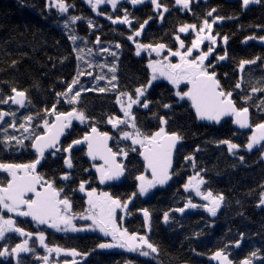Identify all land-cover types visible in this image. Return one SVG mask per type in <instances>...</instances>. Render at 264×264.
<instances>
[{
	"label": "trees",
	"instance_id": "trees-1",
	"mask_svg": "<svg viewBox=\"0 0 264 264\" xmlns=\"http://www.w3.org/2000/svg\"><path fill=\"white\" fill-rule=\"evenodd\" d=\"M53 2L54 0H0V100L11 97L13 88L24 92L31 108L27 106L28 109L24 112L6 108V112L15 113L16 122L12 124L17 129L16 135H19L20 124H26L25 117H32L29 124L33 129L30 140L25 139L22 145L18 144L19 147L10 142L3 145L6 148L3 157L8 158L3 161L18 164L33 162L36 157L30 151L29 143L43 133L38 123L44 119L51 123L56 114L67 113L75 108L78 112H83L86 119L72 124V130L61 149L74 140L81 139L88 130L95 127L111 134L112 151L126 157V174L119 186H100L93 171L95 164L85 160L83 150L71 153L69 158L72 168L65 165L66 157L63 153L47 156L38 174L44 181L52 182L56 189H63L60 193L62 199H69L71 213L77 216L73 224L84 230L74 233L44 230L24 217H18L15 226L32 233L29 242L34 254L31 257L23 254H16L14 258L10 255L0 257V264H44L41 258L47 252L35 237L41 232L48 247H60L64 250L63 254L52 256L49 264L71 261L78 264H219L212 256L221 250L228 255L232 264H241L254 251L257 256L252 258V264H264V204L260 203L261 194L264 193V147L254 146L249 151L246 145L251 134L239 133L230 121L222 122L219 127L198 124L187 99H179L175 89L167 81H152L141 98V101H148V107H143L142 103L133 105L132 113L136 128L144 135L150 136L157 132L161 127L160 117H164L167 121L163 126L165 131L182 137L183 143L175 154L172 183L165 190L156 189L148 198L137 197L126 211L125 217L120 219L119 215L117 219L121 230L145 236L158 251L151 253L144 248L150 255L142 256L139 251H129L127 248H100V244H110L112 241L100 235L95 227L91 230L88 220L79 219V214L87 215L83 210L84 198L79 190L81 182L85 183L88 190L100 187L116 198L122 199L125 196L128 199L135 193L136 177L146 175L137 157L139 149L130 140L122 139L123 132L135 130L127 124L113 128L108 120L111 117L126 119L116 98L125 92L135 98V89L148 85L152 76L149 62L160 60L176 64L179 57L171 56L169 52H185L191 47L196 32L191 30L192 33L189 31L186 35H180L178 29L181 26L194 24L199 28L205 19L209 23L216 20L213 35L220 38L221 45L227 36L228 46L226 50H217L213 56L208 57L205 65L209 66V72L214 71L216 78L226 88L225 91L233 93L236 92L237 76L244 74L239 68L240 61L255 60L253 64L261 68L252 69L251 75L256 78V82H249L252 87L260 86L264 80V50L251 41L246 45L244 43L250 40L249 37H256V34L261 33L256 40L264 34V0L251 9L243 8V0H198L197 3L196 0H189L188 9L174 7L175 0H160L162 11H154L151 0H148L139 8H124L128 18H133L129 26L112 23L113 19L120 18V9L115 11L106 6L94 14L83 0H64L70 7L67 12L61 13L58 8L49 6ZM164 6L168 11H164ZM213 9L216 11L208 16L207 13ZM71 17L80 19L73 21ZM146 20L148 23L141 29L140 25ZM89 21L92 27H89ZM138 30L141 32L140 37L133 36V40H129L128 36ZM73 34L80 37V44L75 45L69 39ZM177 36L184 41V48H180L176 40L174 42ZM137 43L152 47L164 44L165 48L160 51L159 56L151 48L144 50L147 54L137 55ZM117 44L120 45L119 48L116 47ZM77 52L80 53L79 56L85 53L84 65L77 59ZM225 54V62H220L218 57ZM196 56L193 53L190 59ZM113 68L115 72L112 77L115 76V80L109 77ZM225 75L226 79L223 81ZM97 76H103L104 79L97 80ZM74 78H78L79 82L72 86L68 96L58 95L68 92V86ZM100 88L108 90L100 92ZM186 90V86L182 85L178 92ZM76 92L80 93L77 102L65 104ZM234 95L233 100L236 102L240 96ZM246 98L247 95H242L240 99L246 104ZM122 99L126 105L127 97ZM165 104L169 107L165 108ZM262 110L264 112V106ZM252 120L264 123V117ZM6 123L10 125L11 122L6 120L4 129L7 130ZM6 135L11 137L13 131L10 130ZM225 140L238 145L233 153L228 151L227 144L221 143ZM133 148L136 151H132ZM121 149L127 152L126 156ZM65 174L69 179H62ZM197 174L198 179L204 180L200 185L202 193L210 191L214 196H223L215 216L201 208L176 211L184 208L189 201L199 203V198L192 194V190L184 189L189 177ZM145 209L149 212L147 226L143 215ZM165 212L169 215L167 222L164 220ZM236 241H240L238 246ZM21 242L22 239L17 234H13V238L12 235L7 236L0 242V250L7 246L14 248ZM73 249L79 253L74 259L64 254Z\"/></svg>",
	"mask_w": 264,
	"mask_h": 264
},
{
	"label": "snow or ice",
	"instance_id": "snow-or-ice-1",
	"mask_svg": "<svg viewBox=\"0 0 264 264\" xmlns=\"http://www.w3.org/2000/svg\"><path fill=\"white\" fill-rule=\"evenodd\" d=\"M133 5L143 3V0H130ZM261 0H243V6L247 7L249 4L260 3ZM90 6L93 11H96L97 6L102 3H110L113 9L117 6V0H89ZM151 3L154 6V9H159L162 5L158 2V0H151ZM176 5L181 6L182 9L189 8V0H175ZM50 7H56L61 13L67 12L70 5L64 3V0H54L53 3L49 5ZM164 11H168V8L164 6ZM216 10L213 9L211 12H208L207 15L211 16L212 12ZM163 16V13H160ZM71 20H79L80 17H71ZM220 19V18H217ZM123 23L129 24L130 20L128 18L127 12L122 19H113L112 23ZM146 20L144 24L140 25V28L143 29L144 25L147 24ZM216 23V20H213L211 23L207 19L204 20L203 24L197 28V25L194 24H185L181 26L178 31L187 33L189 30L196 32V38L192 41L191 47L187 48V51L180 52L174 51L169 52V55L179 57V63H164L163 61L157 60L154 62H149L148 67L152 71L151 79L148 81V85L141 86L135 89V98L129 95L128 93H121L117 96L116 102L121 105V111L124 113V117L126 119H118L116 117H111L108 120V123L112 125L113 128H117L121 124H127L129 127L133 128L134 132H123L122 139L131 140L133 145L139 144L142 151H140V155L144 158L145 167L151 169L152 171V180H146L144 176H137L136 179L140 181L138 186L139 195L143 196L147 193L149 188L155 186L156 184H164L167 180L170 179L168 169L171 167L172 163V152L176 147L178 141L182 139V137L177 133H167L165 128L163 127L167 121L164 117H160V129L157 132L152 133L150 136L144 135L136 128L135 117L132 113L133 105L141 104L142 106L147 108L148 101H141V98L144 96L147 88L151 86L152 81L156 80L158 76L164 77L171 83L176 86L181 81H186L188 85H190L187 92H177L176 95L180 96L181 99L187 98L191 101L192 107L196 111V115L199 119H206L209 121L219 122L221 117L231 115L235 119L233 123L239 125L240 128L250 127L249 124V109L247 107L242 109H237L233 100L231 99L232 93H225L224 90L220 87L219 81L216 79V73L209 72L208 67L205 65V60L208 59V56L212 53L213 47H209L207 52H200V54L194 58L193 56L194 50H199L200 45L204 41H209L212 46L216 45L217 38L214 35H211L213 24ZM67 27V24L65 25ZM89 27H92L91 21H89ZM208 34H205V33ZM140 31H136L133 35L128 36L129 40H133V36H139ZM69 39L75 41L77 37L75 35H70ZM180 48H184V41L180 40L179 36L176 37ZM248 39H255V37H249ZM264 40V37L260 38ZM228 37H224V41L227 42ZM99 41V38H97ZM117 48L120 47L119 44L116 45ZM137 52L136 54H140L141 49L151 48L152 51L156 52L159 56L160 51L165 48L164 44H158L155 47L151 45H143L136 44ZM83 51L82 49L80 50ZM103 51L107 52L108 49H103ZM91 52V50H89ZM115 55V53H112ZM82 56H77V59H82ZM226 58L225 55H221L218 57L219 60H224ZM167 57H165V60ZM259 59V58H257ZM255 60H241L239 63V68L242 71L246 64L255 63ZM113 72L115 68L111 69ZM83 74V73H80ZM91 75V73H88ZM97 80L104 79L103 76H97ZM116 77L113 76L112 80H115ZM78 78H74L72 84L68 86V92L59 93L58 95L68 96V93L72 91V86L77 84ZM111 83V81L109 82ZM115 88V85H112ZM236 88H240L241 84L237 83L235 85ZM106 88H100V92L107 91ZM15 93L14 96L9 97L7 100H0V103L7 104L9 100L13 104H18L23 106L25 102V93L22 91H17L15 88L12 89ZM256 91H264V89H253V92ZM80 93L76 92L74 96L69 97L66 102L67 103H76L77 98ZM127 97V103L125 105L122 97ZM248 97L247 99H250ZM264 103V102H262ZM55 108V106H53ZM165 108H168L169 105L165 104ZM6 115L15 116V113H6L0 112V121L4 119ZM75 118L83 122L86 117L83 112H78L75 108L71 112L68 113H59L56 114L57 123L49 126L48 122L45 121V129L46 132L44 135H38L34 138L32 143V148L35 149L37 153V158L28 164H5L0 163V170L5 171L11 177L8 180L6 186L0 187V210L6 209L9 213H15L17 216L22 217H31V219L40 225H47L49 228L55 229L60 232H78L83 231V228H77L73 224V220L77 218L75 214L71 213L72 205L69 199H59L61 191L63 189H56L52 182L44 181V178L39 175L36 171L37 165L40 164L41 158L44 156L45 150L49 148H54L57 151L70 152L73 145H78L83 142L88 143V156L95 160L98 156L100 159H103L105 162L104 166L98 167L96 170L100 173V182L104 183L105 180H111L114 178H118L123 173V167L121 164L116 162L117 153L112 152L110 148L107 146V141L109 136L107 133H99L95 127L91 129V135L85 136L83 141L74 140L72 144H69L67 148L60 149L57 147L59 136L63 133L64 129L70 126L71 120ZM27 122H31L32 117L28 116L24 118ZM10 127H15V124L10 125ZM20 128L24 129L25 132L28 131V128L25 127V124H20ZM256 129L259 130V135H252L249 137L246 148L251 151L254 146L261 145V142L264 141V123L257 124L255 126ZM5 129V133H6ZM26 138V137H25ZM10 140H16L17 144L22 145L23 140L17 139L12 136H5L4 141H0V143L7 144ZM221 143L227 144L228 151L233 153V150L238 147V145L231 143L227 140L221 141ZM264 147V145H261ZM132 151H136L135 148ZM121 152L126 156L127 152L121 149ZM264 156V153H262ZM186 159H191V157H186ZM241 159H243L241 157ZM65 165L68 168H72V161L70 158H65ZM87 171V170H86ZM62 179H69L68 175L65 174ZM43 181V184H42ZM204 183L202 178L198 179L197 176L189 177L188 183L184 185L185 191H188L190 188L194 189L197 196H201L202 199L208 201L207 205H204L205 210L212 216H215L217 213V209L220 207L221 201L223 200V196H214L212 192L202 193L200 190V185ZM37 185H41L42 190H37ZM79 190L81 192L85 191V183L81 182L79 185ZM29 193L32 194L29 197ZM89 199L88 204L89 208L86 209L87 215L79 214V219L81 220H91L92 225L99 229L100 232L105 235L112 236L113 240L116 241L115 244H100V248H112V247H121L127 248L129 251H139V254L142 256H149L150 252L155 253L158 251L157 247L153 245L145 236H138L137 234H129L128 231L121 230L117 224L115 219V214L117 209H126L128 206V202H121L119 199H113L108 193H100L96 194V190L92 189L87 193ZM136 193H133L135 196ZM131 199V198H130ZM261 204H264V193L261 194ZM195 208L196 204L191 203L189 201L185 204L184 208L176 209V211L184 212L185 208ZM145 225L147 226L149 221V212L148 210H143ZM169 219V215L167 212L164 213V220L167 222ZM17 233L21 237H31L32 233L25 232L20 227L14 226V221L9 219H4L0 216V239L5 238L6 233ZM39 244L45 248V251L48 253L55 252L58 255L64 250L60 247H48L45 243V236L41 232L36 236ZM240 241H236L237 246ZM149 249V251H144L143 249ZM32 249L29 247V240L25 239L22 243L17 244L10 251L8 248H4L0 250V257H7L9 255L15 256L21 252H29ZM66 255L77 256V253L74 249L71 251L65 252ZM257 256V252H252L250 257L243 260L241 264H252V258ZM44 264H49L48 256H43ZM213 260L219 261V264H232V261L229 259L228 255L224 254L223 250L217 251L212 256ZM67 264V262H66ZM72 264H75V261H72Z\"/></svg>",
	"mask_w": 264,
	"mask_h": 264
},
{
	"label": "rangeland",
	"instance_id": "rangeland-1",
	"mask_svg": "<svg viewBox=\"0 0 264 264\" xmlns=\"http://www.w3.org/2000/svg\"><path fill=\"white\" fill-rule=\"evenodd\" d=\"M93 1H95V0H92V2ZM84 2L86 3V5H88V6H90V3L89 2H87V0H84ZM106 4V3H105ZM105 4L104 3H102V4H99L98 6H97V8H98V11L99 10H102L103 8H104V6H105ZM256 5V3H253V4H251L247 9H251L253 6H255ZM91 10H92V8H91ZM97 10V9H96ZM93 11V10H92ZM96 12V11H95ZM70 27H71V25H70ZM88 30H90L89 28H88ZM191 33H192V31L191 30H189ZM141 33V32H140ZM181 34H183V35H186L187 33H183V32H181ZM194 34V33H193ZM206 34H208L207 32H206ZM73 35H75L76 37H77V39L75 40V41H73V43L75 44V45H78V44H80V42H78V41H80V37H78L76 34H73ZM141 35V34H140ZM140 35L139 36H137V37H140ZM211 35H213V32H211ZM180 38V37H179ZM196 38V33L194 34V39ZM177 41V39L175 38L174 39V42H176ZM181 40V39H180ZM97 42V41H96ZM96 42H94V44H96ZM178 42V41H177ZM224 43V42H223ZM223 43H222V45H223ZM221 44V43H220ZM209 45H211L210 43H208L207 42V40L206 41H204L201 45H200V51L198 52V54H200V52H207L208 51V49H207V46H209ZM84 48H85V46H83ZM222 48H223V46H222ZM163 50V49H162ZM161 50V51H162ZM205 50V51H204ZM80 53L79 52H77V56L79 55ZM82 54V59H80V62H81V64H83L84 65V63H86V61L84 62V58L86 57V55H85V53H81ZM83 62V63H82ZM177 64V63H176ZM255 68H257V69H260L261 67L260 66H257L256 64H247V65H245V67H244V69H243V75L242 74H240V76L238 75L237 76V79H236V81H237V83H240L241 84V86H244V87H248V86H250V82H251V84H255V82H256V78H254L252 75H251V72L253 71L252 69H255ZM115 72V71H114ZM114 72H110V75H109V77H112V75H114ZM105 75H107V74H105ZM157 80H162V81H167V83H169L168 82V80L167 79H165L164 77H160V76H158V78H157ZM250 81V82H249ZM182 82H185V81H181L178 85H176V86H174V85H172L171 83V85L173 86V88L175 89V92L177 93L178 91H179V87L180 86H182V85H184V84H182ZM183 90V87H182V89H181V91ZM179 99H181L180 98V96H177ZM185 99H186V97H185ZM65 104H70V103H67V102H65ZM27 106L29 107V108H31V106H30V104H29V102L27 101ZM9 109H11V108H9ZM11 110H14V109H11ZM14 111H17V112H22V111H18V110H14ZM7 113V112H6ZM14 117H15V119H14ZM7 119L11 122L10 123V125L14 122H16V116H12V115H7ZM73 120V122H80V120H77V119H75V118H73L72 119ZM45 121H47L48 122V124L50 125V121L48 120V119H44V121H41V122H39L38 123V125H39V128H42L43 129V132H45L46 131V129H45ZM6 125L8 126V128H7V131H6V133H9L10 132V130L11 131H13V135L12 136H14V137H16L17 139H22V140H24L23 142H25V139H28V141L30 140V138L31 137H29L30 136V134H31V132H32V128H31V124H29V122H26V124H25V127H27L28 128V131L27 132H25L24 131V129H19L18 130V132H19V135H16V128L15 127H10V125H8L7 123H6ZM11 128V129H10ZM9 131V132H8ZM159 131V130H158ZM6 133L4 134V132H3V134H2V139H3V141L5 140V136H6ZM11 136V137H12ZM26 137V138H25ZM15 141L16 140H10V141H8V143L10 142V143H13L14 145H16L17 147H19V145L18 144H15ZM131 141V140H130ZM132 142V141H131ZM3 144H5V143H3ZM30 145H31V143H29V149H30ZM138 149H140L141 147H140V145L139 144H137V145H135ZM95 164V163H94ZM102 165L101 164H95L94 166H93V171H94V173L96 174V180H97V183L100 185V186H103V185H108L107 183H101L100 182V173H98L97 172V168L98 167H101ZM144 177L146 178V180H150V178H149V176L146 174V175H144ZM139 184H140V181H138L137 180V187H136V189H135V193H136V195L135 196H132V198H133V202L136 200V198L137 197H139V198H141V199H145V198H148L149 196H151L153 193H154V191L156 190V187L155 186H153V187H151V188H149V190L147 191V193L145 194V195H143V196H141V195H139V192H138V186H139ZM92 189H95L96 190V194L97 195H99L100 193H105V191H103L102 189H100V187H94V188H92ZM91 189V190H92ZM91 190H88L87 189V187L85 186V191L84 192H81L80 191V195L81 196H83L84 197V209H85V211H86V209H88L89 208V204H88V199H89V197H88V195H87V193L88 192H90ZM189 190H192V194H194V196L196 197V198H199V203L198 204H196L197 205V207H195V208H192V207H189L188 209H197V208H201V209H204V211H206L205 210V208H204V205H207L209 202L208 201H206V200H204V199H202V197L201 196H197L196 195V192H195V190L194 189H192V188H190ZM188 190V191H189ZM106 193H108V192H106ZM110 196H112V198L113 199H116V197L115 196H113L112 194H110V193H108ZM122 201H125L126 199H125V196H123L122 197ZM120 219H123L124 217H125V215H126V211H125V209H121L120 210ZM14 215H16L15 213H14ZM2 216V215H1ZM17 216V215H16ZM115 219H116V224H117V226L119 227V224H118V221H117V219H118V213H116L115 214ZM88 222H90L91 224H89V227H91V230H92V227H94L93 225H92V221L91 220H88ZM14 226H15V224H14ZM16 227V226H15ZM120 228V227H119ZM121 229V228H120ZM96 231L100 234V235H102V236H104L106 239L107 238H109L110 239V241H112V242H115L116 243V241H114L113 240V238L110 236V235H105L104 233H102V232H100L99 231V229H97L96 228ZM70 233H74V232H71V231H69ZM13 234H17V233H14V232H12V233H6L5 234V238L4 239H0V242H3L5 239H6V237L7 236H10V235H12V238H13ZM17 235H19V234H17ZM37 236V235H36ZM35 236V237H36ZM19 238L20 239H22V242H23V240H25V237H21V236H19ZM27 240H29V237H27ZM21 242V243H22ZM112 242H110V244H115V243H112ZM16 246V245H15ZM41 246V245H40ZM29 247L32 249V251H29V252H21V253H18V254H23V255H27L26 257H31V256H33V254H34V249H33V247H32V245L30 244V242H29ZM42 248H44L43 246H41ZM6 248H8V250L10 251L12 248L10 247V246H7ZM116 249H120L121 247H115ZM61 254H63V252H61L59 255H61ZM64 254H65V252H64ZM47 256H48V258H49V260L51 259V257L52 256H55V257H57L58 256V254L57 253H55V252H52V253H48L47 252V254H46ZM66 255V254H65ZM66 256H68V257H72L73 259L76 257H73V256H70V255H66ZM10 257H13L12 255H10ZM14 258V257H13Z\"/></svg>",
	"mask_w": 264,
	"mask_h": 264
},
{
	"label": "water",
	"instance_id": "water-1",
	"mask_svg": "<svg viewBox=\"0 0 264 264\" xmlns=\"http://www.w3.org/2000/svg\"><path fill=\"white\" fill-rule=\"evenodd\" d=\"M125 1H126V0H117V4H119V3H124ZM250 5H251V4H249L247 7H244V9H247ZM207 42L210 43L209 41H207ZM185 85H186V88H187V91H188L190 85H188L186 81H185ZM187 91H186V92H187ZM14 95H15V93L12 92V95H11V96H14ZM25 96H26V95H25ZM7 99H8V98H7ZM7 99H6V100H7ZM187 101H188V103H189V105H190V109H191V112H192L194 118L196 119V121L198 122V124H200V125H202V126H205V127H219L220 124H221L223 121L231 120L234 129L237 130L238 132H240V133L250 132L251 136L254 135V134L259 135V130L256 129L255 127H252V125H251L250 115H249V124H250V127H247V128H240L239 125L233 123V120H234L235 118H234L233 116H231V115H227V116H223V117H221V119H220L219 122H216V121H209V120H206V119H199V118L197 117V115H196V111H195V109H194V108L192 107V105H191V101L188 100V99H187ZM1 106H2V107H7V106H8V107H10L11 109H14V110H18V111H22V112H24V111H27V109H28V107H27V98H25V102H24V105H23V106L18 105V104H13V103L11 102V100H9V102H8L7 104H3V105H1ZM70 112H71V111H70ZM67 113H68V112H67ZM55 123H57V121H56V115L53 117V119H52V121H51V123H50L49 126H51L52 124H55ZM71 130H72V120H71L70 126L67 127V128H65L64 131H63V133L59 136V141H58V144H57V147H58V148L61 149V145H62V143L66 140L67 135H68V133H69ZM97 131H98L99 133H103V132L99 131L98 129H97ZM45 132H46V131H45ZM45 132L41 133L40 135H44ZM104 133H107V132H104ZM91 134H92V133H91V129H90V130H88V132H87L85 135H83V137H82L81 139H79V140L83 141V138H84L85 136H88V135H91ZM107 134H108V136H109V139H108V141H107V146H108V148L111 149L112 136H111L110 133H107ZM33 140H34V139H33ZM33 140H32V142H31V145H32V143H33ZM182 143H183V141H181V140L178 141V143L176 144V147L173 149V152H172V163H171V167L168 169V171H169V175H170V179L167 180V181H166L164 184H162V185H161V184H156V185H155V186H156L158 189H160V190H165V189H167L168 186L171 184V181H172L171 173H172V171H173V167H174L175 152H176L177 149L182 145ZM70 144H72V142H71ZM263 144H264V141L261 142V145H263ZM31 145H30V151H31V152L34 154V156L37 158V153H36L35 149L32 148ZM67 147H68V146H67ZM67 147H66V148H67ZM78 149L83 150V152H84V158H85L86 161H88V162H90V163L101 164V165L104 166L105 168L107 167V165H105L104 160H103V159H100L99 156H98L95 160H93L91 157L88 156V154H87V153H88V143H87V142H83V143L78 144V145H73V147H72V149L70 150V152H64V151H62V150H61V151H57V150L54 149V148L46 149V150H45V153H44V156L41 158L40 164L37 165V168H36L37 173H38L39 168L42 166V164H43V162H44V160H45V158H46L47 156L60 155L61 153H63V155H64L65 157L68 158V157L70 156V154H71L73 151L78 150ZM111 150H112V149H111ZM140 151H142V149H140ZM140 151H139L138 154H137L138 160L143 164L144 171L148 174L150 180H152V179H153L152 171H151V169H148V168L145 167V161H144V158L140 155ZM112 152H113V151H112ZM116 162L122 165V167H123V173H122L118 178H114V179H111V180H105V183L110 184V185H114V186H119V185L123 182V180H124V176H125L124 166H125L126 158H124V159L121 160L120 156H119V155H116ZM0 171H2V170H0ZM2 172L7 173V172H5V171H2ZM10 179H11V177H10ZM42 184H43V183H42ZM37 190H38V191L42 190L41 185H37ZM31 196H32V194L29 193V197H31ZM59 199H60V197H59ZM130 205H131V201L128 203V206H130ZM116 211H117V210H116ZM25 219H26L27 221H29L30 223L36 225V226H37L38 228H40V229H44V230H52V228H49L47 225H40V224H37L36 222H34V221L31 219V217H25ZM67 264H72V263H67ZM75 264H77V263H75Z\"/></svg>",
	"mask_w": 264,
	"mask_h": 264
},
{
	"label": "flooded vegetation",
	"instance_id": "flooded-vegetation-1",
	"mask_svg": "<svg viewBox=\"0 0 264 264\" xmlns=\"http://www.w3.org/2000/svg\"><path fill=\"white\" fill-rule=\"evenodd\" d=\"M82 1V0H81ZM84 1V0H83ZM147 1L148 0H143V3H139V4H136V5H133L131 2H130V0H128L127 2H126V6H127V8H131V9H136L137 7L139 8V7H141L144 3H147ZM160 0H158V2H159ZM197 1L198 0H196V3H197ZM207 0H203V2H206ZM87 2H89V0H87ZM93 2H95V1H93ZM160 3V2H159ZM105 4V3H104ZM106 6H108V7H110V8H113L112 7V5L110 4V3H106L105 4V6L104 7H106ZM151 6H152V9L154 10V11H162V9L161 8H159V9H154V6H153V4L151 3ZM90 10H91V6H87ZM174 7H179V5H174ZM119 8V6L117 5L116 6V8H115V11L117 10ZM243 8H244V6H243ZM92 11V10H91ZM94 12V14H97L98 13V8H97V10H96V12L95 11H93ZM125 14V11L124 10H121V15L123 16ZM129 16V15H128ZM123 17H121L120 16V18L119 19H122ZM118 19V18H117ZM132 17H130L129 18V20H130V22H132ZM117 26H129V24H123V23H115ZM130 24H132V23H130ZM87 30H88V28H87ZM212 32H213V30H212ZM206 34V33H205ZM180 35H181V33H180ZM260 35H261V33H259V34H256L255 36L256 37H260ZM215 36V35H214ZM255 37V38H256ZM261 37H264V34L261 36ZM216 38H217V42H216V45L215 46H212V45H209V46H207V49H209V47H213V51H212V53L208 56V57H210V56H213L216 52H217V50H221V49H225L227 46H228V43L227 42H225L224 41V43H223V45H221L220 44V41L221 40H219L220 38L218 37V36H216ZM251 41V43L252 44H255L256 46H258V48L259 49H261V50H264V40H261L260 38H257L256 40L254 39V40H252V39H250V40H248V41H246L245 43H244V45H246V44H248L249 42ZM222 46H223V48H222ZM145 49H141L140 50V54H147V51H144ZM226 50V49H225ZM135 51L137 52V48H135ZM200 51V49L199 50H194L193 51V53H195L197 56L199 55L198 54V52ZM205 51V50H204ZM135 54V53H134ZM136 55V54H135ZM171 57V56H170ZM180 61H179V59H178V61H177V63H179ZM205 62H206V60H205ZM220 62H225V59L224 60H220ZM224 64V63H223ZM216 76H217V74H216ZM217 79V78H216ZM226 79V75L223 77V81ZM218 80V79H217ZM219 81V80H218ZM219 83H220V87L224 90V92L225 93H227V91H225V89L226 88H224V86H223V84L219 81ZM182 84H184L185 85V82H182ZM186 86V85H185ZM254 88H256V89H264V80L261 82V84H260V86L259 85H257V87L255 86V87H252V86H248V87H244V86H241L240 88H236L235 87V91L236 92H233L232 93V97H231V99L233 100V98L235 97V95L234 94H236V95H239L240 96V98H242V95H247V98L248 97H251L250 99H247L246 98V104H245V101H243V100H241L240 98H238V100L236 101V102H234V100H233V102H234V104H235V106L237 107V109H242V108H245V107H247L248 109H249V114H250V118H262V117H264L263 115H264V112H263V110H262V107L264 106V103H262V102H264V91H256V92H253V89ZM238 96V97H239ZM1 105H3V103H1L0 104V112H6V108H10V107H2ZM258 105V106H257ZM260 108H261V111H260ZM6 120H7V115L4 117V119L2 120V121H0V141H3V139H2V134H3V132L5 131V129H4V126H5V122H6ZM227 121H230L231 122V125H232V121L231 120H227ZM257 124H260V123H258V120H251V125L252 126H256ZM233 127V126H232ZM240 133V132H239ZM3 143H0V163H5V164H18V162H16V163H7V162H4L3 160H6V159H8V158H6V157H3V155H5V149L6 148H4L3 147ZM61 155V154H60ZM71 155V154H70ZM70 157V156H69ZM68 157V158H69ZM67 158V157H66ZM174 170V169H173ZM8 180H10V176L8 175V173H4V172H2V171H0V187H2V186H6L7 185V182H8ZM42 183H43V181H42ZM81 197H83V196H81ZM84 198V197H83ZM60 199H62V197H61V195H60ZM116 199H119L122 203L123 202H125V201H127L128 203L131 201V205L130 206H127V208L125 209V211H127V210H129L130 208H131V206L133 205V198H128V199H126L125 201H122V199H120V198H116ZM83 210H85L84 208H83ZM120 210L121 209H117V211H116V213H118V217H119V215H120ZM2 215V217L4 218V219H9V218H11L13 221H14V224H15V222H16V219L18 218V217H22V216H16V215H14V213H9V212H7V210L6 209H4V210H0V216ZM32 224V223H31ZM34 225V224H33ZM36 226V225H35ZM37 227V226H36ZM70 233V232H69ZM67 263H72V261L71 262H67ZM75 263H77L78 264V262H76L75 261ZM64 264H66V263H64Z\"/></svg>",
	"mask_w": 264,
	"mask_h": 264
},
{
	"label": "bare ground",
	"instance_id": "bare-ground-1",
	"mask_svg": "<svg viewBox=\"0 0 264 264\" xmlns=\"http://www.w3.org/2000/svg\"><path fill=\"white\" fill-rule=\"evenodd\" d=\"M127 1H128V0H126L124 3H119V4H117V5L119 6L118 9H120V10H124V8H127V6L125 5ZM129 9H131V8H129ZM121 16H122V15H121ZM39 135H40V134H39Z\"/></svg>",
	"mask_w": 264,
	"mask_h": 264
}]
</instances>
